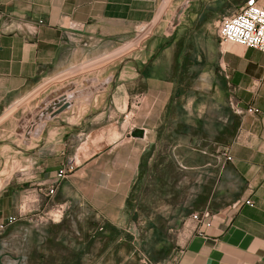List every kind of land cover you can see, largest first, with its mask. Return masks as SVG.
I'll return each instance as SVG.
<instances>
[{
    "label": "crops",
    "instance_id": "1",
    "mask_svg": "<svg viewBox=\"0 0 264 264\" xmlns=\"http://www.w3.org/2000/svg\"><path fill=\"white\" fill-rule=\"evenodd\" d=\"M244 1L0 0V223L19 212L27 190L33 191L40 212L92 206L114 225L126 222L131 191H176L177 203L168 206L173 242L155 264H264L262 51L216 35L213 74L229 103L223 122L212 128L195 112L185 113V105L171 104L178 77L169 68H147L155 53L137 71L147 80V90L161 93L147 104L146 121L135 126L145 130L144 137H133L134 128L125 134L121 124L123 113L132 114L129 94L123 99L120 92L123 83L108 101L105 93L94 91L79 98L67 95L65 101L59 97L67 109L27 139L6 129L23 101L58 78L90 39L156 30L148 39L157 52L163 46L187 45L201 34L210 38L214 26ZM160 61L163 68L166 61ZM233 98L243 108L254 105L259 111L238 113ZM202 129L207 135L202 136ZM223 149L231 161L224 159ZM70 159L75 170L50 196L52 181ZM169 159L172 168L166 166ZM204 209L212 213L210 224L199 226L191 214Z\"/></svg>",
    "mask_w": 264,
    "mask_h": 264
},
{
    "label": "rangeland",
    "instance_id": "2",
    "mask_svg": "<svg viewBox=\"0 0 264 264\" xmlns=\"http://www.w3.org/2000/svg\"><path fill=\"white\" fill-rule=\"evenodd\" d=\"M220 23L214 26L210 38H203L201 34L200 40L192 41V47L186 48L192 59L191 70L196 72L195 78L189 74L183 78L184 68L178 69L171 97L174 98L173 103L179 102L180 108L186 106L185 113L195 112L201 116L202 124L209 128L223 122L220 120L225 114L223 108L229 103L220 78L213 74ZM152 32L157 33L156 30H140L90 39L73 64L58 74V78L47 80L40 91L23 101L14 121L6 129L27 139L42 128L48 118L67 109L56 105L65 101L67 95L79 98L93 91L101 92L105 93L108 101L110 93L119 83H123L120 88L123 99L126 93L129 94L132 111L131 115L129 110L123 113L120 120L126 129L125 134L142 125L146 121L147 104L161 94L155 92L157 88L147 90V80L137 74L157 53V46L149 42L151 38L148 39ZM165 55L160 56L166 61L164 67L160 65L158 69L173 70L170 62L172 52ZM176 89L182 91L178 99H175ZM49 106H52V111H49ZM201 134L205 136L207 131L202 129ZM144 161L142 169L146 168ZM161 162L160 159L159 164ZM166 166L173 167L172 159L167 161ZM27 191L22 192L25 201L21 203L25 204L15 214L19 219L0 228V264H155L166 255L169 243L173 242L174 231L170 230L168 206L177 203L176 191L162 192L146 187L131 191L125 204L127 220L120 225L108 222L94 207L83 210L79 204L80 207L76 208L75 204L72 211L68 209L64 212L59 222L52 221L48 217L49 208L43 212L35 209L33 191ZM26 195H31L29 200Z\"/></svg>",
    "mask_w": 264,
    "mask_h": 264
},
{
    "label": "built area",
    "instance_id": "3",
    "mask_svg": "<svg viewBox=\"0 0 264 264\" xmlns=\"http://www.w3.org/2000/svg\"><path fill=\"white\" fill-rule=\"evenodd\" d=\"M217 35L223 41H235L264 52V4L260 3V0H245L237 12L225 17L218 25ZM230 103L238 113H257L259 111V108L254 105L243 108L235 98L230 99ZM221 153L226 161L232 160L228 149H223ZM75 166V160L70 159L59 169L55 183L51 184L48 190L50 196L56 192L60 181L68 177L75 170ZM247 203L252 204L251 200H247ZM63 213L64 208L59 206L53 213H48V217L52 221H56L62 217ZM191 216L199 226H202L210 224L212 213L209 209H204L193 212ZM18 219L17 215H10L0 223V228L14 223Z\"/></svg>",
    "mask_w": 264,
    "mask_h": 264
},
{
    "label": "trees",
    "instance_id": "4",
    "mask_svg": "<svg viewBox=\"0 0 264 264\" xmlns=\"http://www.w3.org/2000/svg\"><path fill=\"white\" fill-rule=\"evenodd\" d=\"M188 47H192L191 43H188L187 45H183L181 42L179 44H176L175 46L160 47L158 52H157V55L149 62V64L147 65V68H149L150 70H154V69L159 68L160 65L162 67V64H161L162 62L160 61V56L163 53H165L166 51H168V52L171 51L172 52V69H173L171 71H173L175 73V77L177 76L176 73L178 72V69L183 67L184 72H185V73H182L183 78H185L184 75H188V74L190 75V77L195 78L196 72L191 70L192 69L191 56H189L186 53V48H188ZM189 79H191V78H189ZM181 94H182V91L181 90L178 91V89H176L175 99H178ZM172 100L174 101V98L171 99V104L173 103ZM178 103L179 102H176L173 104L179 105ZM171 245H172V242L169 243V248L171 247ZM149 253L153 254L151 251Z\"/></svg>",
    "mask_w": 264,
    "mask_h": 264
},
{
    "label": "water",
    "instance_id": "5",
    "mask_svg": "<svg viewBox=\"0 0 264 264\" xmlns=\"http://www.w3.org/2000/svg\"><path fill=\"white\" fill-rule=\"evenodd\" d=\"M63 102H59V103H57L56 105L57 106H59V105H63L62 104ZM55 105V106H56ZM65 108V104L63 105V109ZM49 111H52V106H49ZM131 135L133 136V137H144V135H145V130L143 129V128H140V127H136V128H134L133 130H132V132H131Z\"/></svg>",
    "mask_w": 264,
    "mask_h": 264
}]
</instances>
